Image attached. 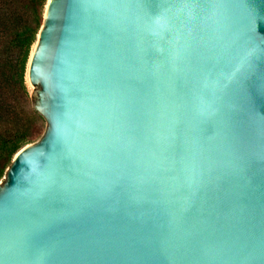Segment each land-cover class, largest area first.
I'll return each instance as SVG.
<instances>
[{
	"label": "water",
	"instance_id": "obj_1",
	"mask_svg": "<svg viewBox=\"0 0 264 264\" xmlns=\"http://www.w3.org/2000/svg\"><path fill=\"white\" fill-rule=\"evenodd\" d=\"M26 80L0 264H264V0H47Z\"/></svg>",
	"mask_w": 264,
	"mask_h": 264
},
{
	"label": "trees",
	"instance_id": "obj_2",
	"mask_svg": "<svg viewBox=\"0 0 264 264\" xmlns=\"http://www.w3.org/2000/svg\"><path fill=\"white\" fill-rule=\"evenodd\" d=\"M47 0H0V177L15 153L39 135L26 84L29 54Z\"/></svg>",
	"mask_w": 264,
	"mask_h": 264
},
{
	"label": "rangeland",
	"instance_id": "obj_3",
	"mask_svg": "<svg viewBox=\"0 0 264 264\" xmlns=\"http://www.w3.org/2000/svg\"><path fill=\"white\" fill-rule=\"evenodd\" d=\"M42 17H43V14H42ZM41 23H42V21H41ZM40 26H41V25H40ZM26 84H27L28 91H29V93L31 94V93L35 90V88L31 87V86L28 84V82H26ZM37 124H38V126H39V135H37V136L34 138V140H33L32 142L28 143V144H32V143L36 142V141L40 138V136L42 135V133H43V131H44V128H45V122H44V120H43V119L38 120V123H37ZM26 145H27V144H26ZM8 167H9V166H8ZM8 167H7V168H8ZM7 168L5 169L3 175L0 177V184L4 181L5 172H6Z\"/></svg>",
	"mask_w": 264,
	"mask_h": 264
},
{
	"label": "bare ground",
	"instance_id": "obj_4",
	"mask_svg": "<svg viewBox=\"0 0 264 264\" xmlns=\"http://www.w3.org/2000/svg\"><path fill=\"white\" fill-rule=\"evenodd\" d=\"M34 45V44H33ZM27 81V80H26Z\"/></svg>",
	"mask_w": 264,
	"mask_h": 264
}]
</instances>
